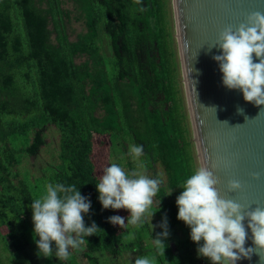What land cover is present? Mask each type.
Masks as SVG:
<instances>
[{"label":"trees","instance_id":"16d2710c","mask_svg":"<svg viewBox=\"0 0 264 264\" xmlns=\"http://www.w3.org/2000/svg\"><path fill=\"white\" fill-rule=\"evenodd\" d=\"M67 3L86 28L76 41L67 33L73 14ZM171 43L166 0H0L6 248L24 251L32 244L28 233L43 242L42 226L63 242L85 237L82 258L90 264H99V254H120L124 227L117 214L126 194L115 189L117 176L104 180L98 172L95 152L104 141L107 151L138 149L158 188L153 212L181 235L169 244L173 264H195V251L207 260L218 253ZM52 133L58 140L46 145ZM44 146L49 160L33 170L32 158ZM133 170L126 179H135ZM150 258L168 260L154 251ZM0 264L14 263L0 253ZM57 264L79 263L65 256Z\"/></svg>","mask_w":264,"mask_h":264},{"label":"water","instance_id":"95a60500","mask_svg":"<svg viewBox=\"0 0 264 264\" xmlns=\"http://www.w3.org/2000/svg\"><path fill=\"white\" fill-rule=\"evenodd\" d=\"M168 8L217 237L230 264H264V0H168Z\"/></svg>","mask_w":264,"mask_h":264},{"label":"rangeland","instance_id":"374dc122","mask_svg":"<svg viewBox=\"0 0 264 264\" xmlns=\"http://www.w3.org/2000/svg\"><path fill=\"white\" fill-rule=\"evenodd\" d=\"M65 9L72 10V3H67ZM166 11L170 26L168 0H166ZM78 14L73 13L71 22H67V33L71 41H76L78 36L86 32L85 25L82 21H78ZM53 26L51 25L50 29ZM172 34V33H171ZM53 35V40L55 39ZM172 54L175 61L173 40L171 43ZM84 58L78 60L83 61ZM58 140V135L52 133L46 141V145ZM103 141L102 145L95 152V160L98 164V172L106 178L118 177L117 183L114 185L119 194H126L124 204L117 214V223L124 227L123 238L121 243V252L119 255L99 254L97 255L99 264H153L151 257L152 250H169V243L177 241L181 237L176 234L174 227H166L160 220L159 216L153 212V202L151 198L156 194L158 188L145 175V167L140 157L138 149L134 146H128L126 152H122L120 147H114L111 151H107V147ZM47 149L42 147L41 153L32 158L30 163L33 170L49 160ZM50 162L46 163V166ZM134 169V180L126 179L125 174ZM17 172H20L18 168ZM135 189L136 192L131 194L130 190ZM39 227V226H37ZM39 232L43 237V242L28 233L27 237L32 242L24 251L17 252L14 248L5 247L4 241L0 239V253L4 258L14 264H57L58 260L63 257H72L79 264H90L82 258V251L85 248L86 238L77 235L76 237L65 240L63 242L59 236L51 230H44L41 226ZM168 253V252H167ZM199 257V256H198ZM196 257V258H198ZM32 259L33 262H32ZM20 260V261H19ZM174 258L169 256L167 264H173ZM29 261V263H28Z\"/></svg>","mask_w":264,"mask_h":264},{"label":"flooded vegetation","instance_id":"af4514ba","mask_svg":"<svg viewBox=\"0 0 264 264\" xmlns=\"http://www.w3.org/2000/svg\"><path fill=\"white\" fill-rule=\"evenodd\" d=\"M102 46H103V50H105V52H107V53H111L112 52V48L110 46H108L106 43L102 44ZM218 239H219L218 250H217L218 253L216 255H214L213 252H212L213 256H212V258L210 260H207V259L203 258L200 255V253L197 252V251L193 252L194 255H195V259L197 260V262L195 264H215V262H217L218 264H230L229 261H228L227 255L225 253V250L223 248V245L221 243L220 237ZM169 244L171 245L172 242H170ZM170 250L171 249H170V246H169V250L168 251H165V250L159 251V250H155V249L152 250V251H154L156 254H158V253L162 254L163 253V254H165L166 258H168ZM196 257H198V258H196ZM180 261H182V260H180ZM166 264H167V262H166Z\"/></svg>","mask_w":264,"mask_h":264}]
</instances>
